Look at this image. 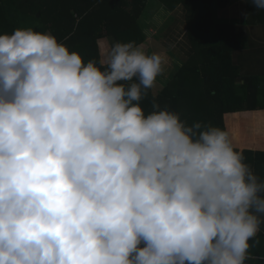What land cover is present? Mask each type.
Returning <instances> with one entry per match:
<instances>
[{
    "label": "clouds",
    "instance_id": "1",
    "mask_svg": "<svg viewBox=\"0 0 264 264\" xmlns=\"http://www.w3.org/2000/svg\"><path fill=\"white\" fill-rule=\"evenodd\" d=\"M163 70L135 42L85 62L32 27L0 34V264L253 259L264 179L224 129L145 113Z\"/></svg>",
    "mask_w": 264,
    "mask_h": 264
},
{
    "label": "trees",
    "instance_id": "2",
    "mask_svg": "<svg viewBox=\"0 0 264 264\" xmlns=\"http://www.w3.org/2000/svg\"><path fill=\"white\" fill-rule=\"evenodd\" d=\"M161 1L169 8L179 3L185 6L187 36L193 52L159 93L153 96L150 89L146 90L139 105L147 114L155 100L190 125L201 122L224 129L245 162L264 179V151L241 147L239 133L243 131L228 130L225 121L226 114L249 115L264 109V73L242 74L233 60L234 51L254 43L264 45V40L248 39L216 25L210 9L214 0ZM216 1L224 6L229 0ZM246 1V25H264V10ZM144 5L145 0H0V34L32 27L49 32L78 52L85 62L99 61L96 41L102 36L111 38V44H139L144 40L138 23ZM132 82L136 81L128 83ZM249 243L253 263L264 264V233L258 232Z\"/></svg>",
    "mask_w": 264,
    "mask_h": 264
},
{
    "label": "crops",
    "instance_id": "3",
    "mask_svg": "<svg viewBox=\"0 0 264 264\" xmlns=\"http://www.w3.org/2000/svg\"><path fill=\"white\" fill-rule=\"evenodd\" d=\"M246 2L229 0L226 5L219 6L214 0L210 7L212 20L216 25L227 27L233 34L264 40L263 24L246 25ZM138 23L145 36L139 44H143L148 53L158 52L164 58V70L150 89L155 96L193 52L187 36L186 8L182 3L169 8L161 0H145ZM96 43L100 60L103 51L111 44V38L102 36ZM233 60L242 74L264 73V45L254 43L248 48L234 51ZM225 121L228 130L243 131L239 133L241 147L264 151V109L252 111L249 115L242 112L226 114Z\"/></svg>",
    "mask_w": 264,
    "mask_h": 264
},
{
    "label": "water",
    "instance_id": "4",
    "mask_svg": "<svg viewBox=\"0 0 264 264\" xmlns=\"http://www.w3.org/2000/svg\"><path fill=\"white\" fill-rule=\"evenodd\" d=\"M37 15H39V13H37ZM250 211H252L254 214L255 213V209H250ZM258 216H261V217H264V213H261V214H257ZM259 229H260V232L264 233V220H262V222L260 223L259 225Z\"/></svg>",
    "mask_w": 264,
    "mask_h": 264
},
{
    "label": "rangeland",
    "instance_id": "5",
    "mask_svg": "<svg viewBox=\"0 0 264 264\" xmlns=\"http://www.w3.org/2000/svg\"><path fill=\"white\" fill-rule=\"evenodd\" d=\"M245 264H254V263H253V260H246Z\"/></svg>",
    "mask_w": 264,
    "mask_h": 264
}]
</instances>
